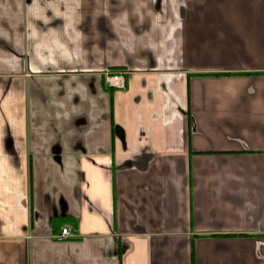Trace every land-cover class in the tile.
Segmentation results:
<instances>
[{
	"label": "crops",
	"instance_id": "1",
	"mask_svg": "<svg viewBox=\"0 0 264 264\" xmlns=\"http://www.w3.org/2000/svg\"><path fill=\"white\" fill-rule=\"evenodd\" d=\"M0 264H264V0H0Z\"/></svg>",
	"mask_w": 264,
	"mask_h": 264
},
{
	"label": "flooded vegetation",
	"instance_id": "2",
	"mask_svg": "<svg viewBox=\"0 0 264 264\" xmlns=\"http://www.w3.org/2000/svg\"><path fill=\"white\" fill-rule=\"evenodd\" d=\"M84 1H85V3L87 2V3H90V4H91L94 0H84ZM102 1H104V0H102ZM157 1H158V0H157ZM158 6H160V3H159V2H157V12H156L157 17H158V19H159V22L166 21L167 16L162 14V12H161L162 10H161ZM81 10H85V11H94V9H81ZM120 10H121V9L118 8V12H119ZM133 18H134L135 20H136L137 18L139 19L138 16H137V18H136V17H133ZM146 20H147L148 22H151V20L148 19V18H146ZM89 27H90V22L87 24V30H88V31H89ZM84 29L86 30L85 27H84ZM144 31H145L144 26L136 27V32H137V34H138L139 36H140L141 34H144ZM103 76L105 77L106 80H108V79H110V78H112V77H114V76H120V77H122V78L124 79V87H123L122 89H116V88L110 86L109 83H108V85H109L108 88H109L110 91H111V90H112V91H126V90H127L130 73H129L126 69H122V68L108 69V70L106 71L105 75H103Z\"/></svg>",
	"mask_w": 264,
	"mask_h": 264
},
{
	"label": "built area",
	"instance_id": "3",
	"mask_svg": "<svg viewBox=\"0 0 264 264\" xmlns=\"http://www.w3.org/2000/svg\"><path fill=\"white\" fill-rule=\"evenodd\" d=\"M110 86L116 89H122L124 87V79L120 76H114L108 79ZM69 236V229L67 227L62 228L61 233L57 236L58 240H65Z\"/></svg>",
	"mask_w": 264,
	"mask_h": 264
},
{
	"label": "trees",
	"instance_id": "4",
	"mask_svg": "<svg viewBox=\"0 0 264 264\" xmlns=\"http://www.w3.org/2000/svg\"><path fill=\"white\" fill-rule=\"evenodd\" d=\"M57 222H55V224H56Z\"/></svg>",
	"mask_w": 264,
	"mask_h": 264
}]
</instances>
